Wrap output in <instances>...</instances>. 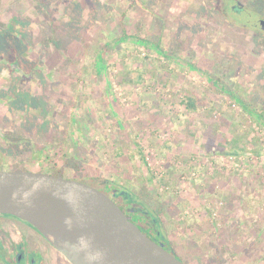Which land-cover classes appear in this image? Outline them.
Returning a JSON list of instances; mask_svg holds the SVG:
<instances>
[{
  "label": "rangeland",
  "instance_id": "obj_1",
  "mask_svg": "<svg viewBox=\"0 0 264 264\" xmlns=\"http://www.w3.org/2000/svg\"><path fill=\"white\" fill-rule=\"evenodd\" d=\"M239 1L244 11L221 0H0V169L111 181L161 218L185 261L264 264V214L238 215L246 202L200 207L193 193L228 170L244 194L248 167L264 165V126L238 102L264 110V32L254 27L264 0ZM184 194L195 203L178 212L173 197ZM175 210L185 223L171 231Z\"/></svg>",
  "mask_w": 264,
  "mask_h": 264
},
{
  "label": "water",
  "instance_id": "obj_2",
  "mask_svg": "<svg viewBox=\"0 0 264 264\" xmlns=\"http://www.w3.org/2000/svg\"><path fill=\"white\" fill-rule=\"evenodd\" d=\"M0 214L37 228L71 264H185L109 195L78 180L0 169Z\"/></svg>",
  "mask_w": 264,
  "mask_h": 264
},
{
  "label": "flooded vegetation",
  "instance_id": "obj_3",
  "mask_svg": "<svg viewBox=\"0 0 264 264\" xmlns=\"http://www.w3.org/2000/svg\"><path fill=\"white\" fill-rule=\"evenodd\" d=\"M222 6L229 3L233 11H244L245 7L239 0H221ZM223 14L222 7L220 8ZM264 19H259L255 29L264 32L259 24ZM57 176V175H55ZM97 183V188L109 195L116 204L135 222L139 228L157 243L164 246L166 250L173 253L185 264V261L166 239L161 229H155L147 215L140 214L134 204H128L123 200V191L113 184ZM95 186V188H96ZM115 190L113 191V189ZM122 191V192H121ZM168 241V242H167ZM0 264H71L64 255L48 240V238L28 222L12 215L0 214Z\"/></svg>",
  "mask_w": 264,
  "mask_h": 264
},
{
  "label": "crops",
  "instance_id": "obj_4",
  "mask_svg": "<svg viewBox=\"0 0 264 264\" xmlns=\"http://www.w3.org/2000/svg\"><path fill=\"white\" fill-rule=\"evenodd\" d=\"M233 93H235V92H233ZM246 103L248 105H250V107H251V108H249V111H247V114L251 117V119L254 120L255 122H257L256 120H257L258 115H261L262 116V117L260 116L262 119L261 122H264V110H263V112H258L253 107V105L249 104L248 102H246ZM240 106L242 107L241 104H240ZM253 110L257 111L258 114H256ZM255 114H256V118H255ZM212 126L214 128L216 127L215 128L216 130H214L215 133H217L216 131H221V134H223V135L226 134L224 129H222V123L217 124L215 122ZM223 135L218 137V138H220L219 140L222 141L221 138H223ZM220 143L221 142L219 141L217 147H215V148L219 149L220 151H222L221 153L224 154L225 152L223 150H226V149L223 148V145H221ZM219 150H217V154L222 155L219 152ZM246 166L247 165H245L244 168ZM171 169H172V167H171ZM173 170H176V169H173ZM248 170H249V172H246V173H249V174L243 175L244 177H246V181L248 182L247 185L249 186V188H246L244 194L240 193V191H243V189H245V188L240 187V183H239L240 179H239V177L236 178L238 176V174L235 171H232V172L228 171V170H226V172L221 171L218 175V178L212 177L206 181H203V182H200L199 184H196V187H194V189H193V193L199 195L200 199L196 200V201L199 203L201 202L200 207H205L206 203L208 201H212V200L213 201L215 200L217 202L221 201L223 203V205L226 201L227 202H236L241 208H243L242 206L246 202V209L245 210L240 209V211L237 212L238 215L262 214V213L264 214V204H263V202H264V165L262 164L257 168L256 167L253 168L252 166H249ZM176 174L177 173L175 172L172 176L175 177ZM175 178H173V180L171 181V182H173V185H176L175 184V181H176ZM246 181H245V183H246ZM178 186H179V188L181 187V185H178ZM173 199H174L173 200V208L174 207H175L174 209L178 208V212L180 211V208H184L186 206L191 207L192 202L195 203L194 202L195 200L189 198L186 194L179 195L178 197H173ZM259 203H260V206H259ZM182 204H184V206H182ZM247 207L250 208V211H248ZM178 212H176V210L173 211L172 216L169 218L170 219L169 226L171 228V231H176L177 227H179V226H181V224L185 223L182 221V218H180V216L183 213L180 214V216H178ZM245 213H247V214H245ZM235 215H236V217L238 216L237 214H235ZM250 216L252 217L253 215H250ZM206 219H207V217L205 218V221L202 224L206 223V221H207ZM233 224L235 225V227L239 226L237 231L242 233L241 231L243 229H240V228L245 223L240 222L239 218L237 217V218H233ZM192 225L196 226L197 222L194 221V222H190V224L188 223L187 229L192 228ZM197 228H199V225ZM247 234H248V232H246V236H247L246 238L249 237V234L248 235ZM247 241L248 240L241 241V242L238 241L237 243L241 244L242 242H247ZM248 242L251 243L250 241H248Z\"/></svg>",
  "mask_w": 264,
  "mask_h": 264
},
{
  "label": "trees",
  "instance_id": "obj_5",
  "mask_svg": "<svg viewBox=\"0 0 264 264\" xmlns=\"http://www.w3.org/2000/svg\"><path fill=\"white\" fill-rule=\"evenodd\" d=\"M127 38H130V36H126L125 37V40L127 39ZM135 39V38H134ZM123 40V39H122ZM136 40H137V42L138 43H144L145 41H143V40H141V39H138V38H136ZM155 48L157 49V52H159V54H163V50L159 47L158 48V46L156 45L155 46ZM103 53H101L100 54V57H99V61H100V63H99V69H102V68H104V67H102V66H104V63H103ZM166 57H169L168 55H166ZM191 68L192 69H197L195 66H193V65H191ZM210 79V78H209ZM211 81H212V83H213V85H216L217 83H219L217 80H212V79H210ZM123 82H125V81H123ZM229 93V92H228ZM230 97H234V98H237V96H235L234 95V93L232 92V91H230ZM238 99V98H237ZM238 101L240 102V104L242 105V108L247 112V111H249V108H251L250 107V105H248L245 101H243V100H241V99H238ZM183 104L185 105V108H187L189 111H195L196 109H197V103H196V101L195 100H193V99H191V98H188V99H186L184 102H183ZM256 114H258L257 113V111H255V110H253ZM256 114H255V118H256ZM261 115H258V117H257V122H258V124H261V126H264V122H261V117H260ZM57 176H59V175H57ZM59 177H61V176H59ZM104 183H108V184H113L111 181H107V180H105L104 181ZM121 189V188H120ZM122 191H123V200L126 202V203H130V204H135V202H136V197L134 198V196L130 193V192H128L127 190H125V189H121ZM121 191V192H122ZM147 211V210H146ZM140 212H142L141 210H140ZM149 216H150V213L148 212L147 213V218L148 219H150L151 220V223H153V227L156 229H161V222H162V220H161V218H159V219H157V220H154L155 218H153V217H150L149 218ZM168 242V241H167Z\"/></svg>",
  "mask_w": 264,
  "mask_h": 264
},
{
  "label": "bare ground",
  "instance_id": "obj_6",
  "mask_svg": "<svg viewBox=\"0 0 264 264\" xmlns=\"http://www.w3.org/2000/svg\"><path fill=\"white\" fill-rule=\"evenodd\" d=\"M49 237H50V239H53L52 236H49Z\"/></svg>",
  "mask_w": 264,
  "mask_h": 264
}]
</instances>
